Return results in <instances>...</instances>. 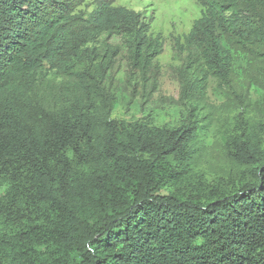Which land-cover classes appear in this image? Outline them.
Returning <instances> with one entry per match:
<instances>
[{"label":"trees","instance_id":"obj_1","mask_svg":"<svg viewBox=\"0 0 264 264\" xmlns=\"http://www.w3.org/2000/svg\"><path fill=\"white\" fill-rule=\"evenodd\" d=\"M113 3L79 21L70 0H0V264H264L261 142L232 138L240 173L195 184L189 118H111L107 67L87 44L109 33L150 47L142 16ZM198 3L182 43L186 99L206 75L264 87V0Z\"/></svg>","mask_w":264,"mask_h":264},{"label":"rangeland","instance_id":"obj_2","mask_svg":"<svg viewBox=\"0 0 264 264\" xmlns=\"http://www.w3.org/2000/svg\"><path fill=\"white\" fill-rule=\"evenodd\" d=\"M97 1L70 0L68 7L81 21L97 8ZM113 6L142 16L149 25L150 45L137 54L109 33L87 44L97 49L92 66L107 67L102 86L112 102L113 121L122 125L150 120L153 125L171 128L189 118L197 135L190 166L192 183L212 185L235 177L242 168L227 160L226 145L231 139L244 132L264 148V87L241 79L226 84L206 75L201 83L203 95L186 99L183 78L192 69L182 43L192 22L202 14L198 0H114ZM55 77L46 72L41 80L63 83Z\"/></svg>","mask_w":264,"mask_h":264}]
</instances>
